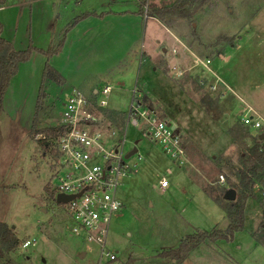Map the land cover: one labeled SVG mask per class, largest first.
I'll return each instance as SVG.
<instances>
[{
  "label": "rangeland",
  "instance_id": "obj_1",
  "mask_svg": "<svg viewBox=\"0 0 264 264\" xmlns=\"http://www.w3.org/2000/svg\"><path fill=\"white\" fill-rule=\"evenodd\" d=\"M175 1L118 0L119 4L111 8L138 10L141 5L145 15L151 7L170 6ZM73 3L6 0V8L0 13L2 37L11 41L15 50L26 49L28 40L44 50L51 42L57 45L65 29L81 16L78 13L73 16L74 11L82 10ZM90 3L100 10L99 5L105 0L80 1L81 6ZM68 21L70 24L65 27ZM91 25L94 32L99 30L97 37L91 34L83 39L71 35L66 51L57 59L54 58L58 54L53 56L49 64L55 68L62 63L68 68L79 65L85 77L100 89L106 81L100 80L99 74L112 70L108 63L105 67L101 63L117 61L116 53L120 49L119 67H128V47H124L122 33L121 36L104 33L106 29L113 33L112 27H101L96 21ZM149 27L150 21L146 26L144 19L143 36L139 35L138 44L134 45L136 61L125 75L113 82L115 86L112 85L106 98L104 111L120 116L116 117L114 126L122 130L126 126L123 115L129 110L134 89L148 92L159 102L151 105L157 115L163 118L165 111L166 121L183 135L188 162L179 167L147 139L144 129L127 126L125 150L136 148L144 163L136 173L120 179L116 191L122 207L113 215L106 239L107 251L116 256L114 264H174L159 254L175 249L183 237L196 230L225 229L228 225L225 213L203 190L208 186L219 190L226 187L228 180L233 181L228 168L237 166L242 143L250 145L248 139L232 140L227 132L230 127L238 126L243 104L264 118V0H218L214 9L196 14L193 23L178 21L172 33L185 48L159 25ZM219 38L222 41L213 47ZM229 43L231 46H227ZM72 44L77 52L70 50ZM191 52L201 60H211L208 67L213 73L207 72L203 81L217 83L218 91L223 92L228 102L226 106L222 102L201 101L204 95L201 93L198 99L189 97L195 93V84L182 81L186 72L181 68L195 62ZM142 54L164 58L168 66L178 63L177 68L167 73L164 64H139L138 57ZM224 54L230 59L226 66L218 58ZM44 63L45 58L38 55L32 62L19 66L0 111V223L10 227L19 240L16 251L0 259V264H98L99 248L72 237L71 222L63 205L55 199H46L44 189L53 195L50 184H56L51 168L54 153L38 142L39 135L53 125L61 112L64 95L71 91L50 81L41 85ZM203 70L199 65L195 71L200 76ZM176 79L181 83L177 85L182 94L174 84ZM184 84L185 91L188 90L185 93ZM216 92L212 95L216 96ZM135 159L132 157L129 163ZM219 176H223L224 184L218 183ZM162 178L169 184L164 191L159 190ZM260 225H264V203L257 196L247 202L244 230L236 233L231 242L200 245L182 264H264V245L251 237L253 232L258 234ZM25 240H35L36 244L23 249Z\"/></svg>",
  "mask_w": 264,
  "mask_h": 264
},
{
  "label": "built area",
  "instance_id": "obj_2",
  "mask_svg": "<svg viewBox=\"0 0 264 264\" xmlns=\"http://www.w3.org/2000/svg\"><path fill=\"white\" fill-rule=\"evenodd\" d=\"M198 63L210 72L209 60H198ZM109 92L108 87L100 89L94 101L77 90L64 95L58 118L47 128L54 134L39 135V140L46 143L45 148L50 147L54 153L51 168L56 184H50L54 199L69 197L60 204L71 222L70 234L99 248L98 264H114L116 260L115 254L106 249V239L111 219L121 208L116 199L120 179L136 173L144 163L137 150L126 158L131 151L125 150L127 126L144 129L147 139L179 167L188 162L185 139L179 129L162 120L135 90L125 115L126 126L118 130L109 124L101 112L107 106ZM243 105L237 123L254 137L264 134V118L250 106ZM132 157L136 159L129 163ZM218 183H224L223 176H219ZM168 186L167 180L162 178L159 190L164 191ZM261 198L264 199V192ZM35 244V240H25L22 248Z\"/></svg>",
  "mask_w": 264,
  "mask_h": 264
},
{
  "label": "trees",
  "instance_id": "obj_3",
  "mask_svg": "<svg viewBox=\"0 0 264 264\" xmlns=\"http://www.w3.org/2000/svg\"><path fill=\"white\" fill-rule=\"evenodd\" d=\"M6 0H0V9L5 5ZM218 4V0H176L170 6L151 7L146 10V16L156 19L165 28L173 32V26L178 21L193 23L196 14L201 10L210 11ZM79 19L69 25L62 33V37L57 45L52 43L46 50L33 47L31 43L24 50H15L14 46L2 37L3 27L0 22V111L4 95L9 88L11 80L18 73L19 66L33 60L34 57L41 55L46 58L41 76V85L50 81L62 85L63 78L48 63L49 59L59 54L63 48L65 35L74 26ZM222 39H217L213 47H216ZM227 46H231L229 43ZM221 54V53H219ZM219 57V56H218ZM38 100L41 97V86L39 89ZM145 98V97H144ZM105 119H110L116 123V117H120L115 112L101 111ZM238 126L230 127L227 132L232 140L244 141L248 139L250 145L243 142V149L238 155V164L233 168H228L233 181H227L226 187H220L215 190L210 186L203 190L204 194L217 206H219L228 220L225 229L213 228L211 231H195L194 233L183 237L175 249L162 251L159 256L169 259L174 264H182L191 253L200 245L205 243L215 244L218 241L231 242L234 235L244 230L245 226V208L249 200L259 197L261 203V193L264 192V139L261 136H252L251 133ZM45 134H54L51 129L46 128ZM39 143L45 148L46 143L39 140ZM224 184V183H223ZM228 190H233L236 194L235 201H227L225 195ZM46 199L52 201L53 195L48 189H44ZM258 234L252 233L251 237L264 245V225H260ZM19 246V240L13 230L5 223H0V259L13 253ZM7 259V258H6ZM128 264V263H127Z\"/></svg>",
  "mask_w": 264,
  "mask_h": 264
},
{
  "label": "crops",
  "instance_id": "obj_4",
  "mask_svg": "<svg viewBox=\"0 0 264 264\" xmlns=\"http://www.w3.org/2000/svg\"><path fill=\"white\" fill-rule=\"evenodd\" d=\"M61 1L65 2V0H61ZM67 1H74L75 4L74 3L73 4L75 6H78V7H80L82 9V10H77V11L73 10L74 11L73 16L76 13H78L81 16L79 18H77L79 20L68 31L67 37L65 39V42H64V45H63V48H62L61 52H60V54L55 56L54 59H57L58 57H60V55L62 53H64L66 51L67 45H68V42L70 40V36L71 35L76 34V35L80 36V38H83V39H86L91 34H92V37H94V36L97 37V35L99 34V30H95V32H94V27H93L94 24L91 25V23L94 22V21H96L98 24H100L101 27L105 26V28H107L108 26H110V28L112 27L114 29L113 33L112 32H108L109 29L108 30L106 29L104 31V33L106 35L110 33V34H114V35L119 34V36H121V33L123 34L122 40H124V43H125L124 47H128V48H126V49H128L126 56L129 58V62H128L129 66L128 67L125 66L124 68H120L119 67V65L121 63V60L119 61L120 54H121V50L120 49H118L117 53H116V60L117 61L105 60L103 63H101V66H104V67L108 63L107 64L108 67L111 66L110 69H112V70H110V72L109 71L106 72V74L105 73H100L99 74V79L102 80V81H104V80L106 81L105 82V86H103L102 88H105V87L110 88V93H111L112 85L115 86V84L113 82L116 80V78L120 77L123 74L125 75V73L128 70V68L133 67L134 61H136L137 52L135 50L136 47L134 45L138 44L139 35L143 36V32L142 31H143L144 19L146 21V26H147L148 21H150V27L149 28H151L152 24H157V25L160 26V28H162L165 31V33H167L174 40L179 42L177 40V38L173 35V33L170 30H168L167 28H165L162 24H160L156 19L145 16L146 14L144 15V12L140 9L141 5H139V9L138 10H136V9H131V10L119 9V10H115V9H112L111 6H113L114 4L118 5L119 4L118 0H111V2H109L108 0H105V3H101L99 5V7H100L99 9L100 10H97L96 9V5L93 4V3H90V4L86 5V6H81L80 5V1L81 0H67ZM5 8H6V4L3 6V8L0 9V13L2 11H4ZM53 9H54V6L52 7V11L51 12H53ZM98 11H100V12H98ZM93 14L94 15L99 14V16H90V15H93ZM56 15L59 18V12H57ZM90 21H91V23H89ZM141 22H143V23H141ZM54 23H56V19L54 20ZM69 24L70 23L68 21L66 23L65 27L67 25H69ZM65 27L62 28V29H65ZM148 33H149V31H148ZM128 41H130V42H128ZM9 42L13 45V43L11 41H9ZM28 43L29 44L31 43V45L33 46L32 42H30V40H28ZM52 43L53 42H51V44ZM51 44L49 43V45H51ZM181 45L184 46L183 44H181ZM33 47H35V46H33ZM35 48H37V47H35ZM71 48H73V52H75L77 50V47L75 46V44L70 45V50H71ZM184 48H185V46H184ZM37 49H41V48H37ZM41 50H44V49H41ZM191 54H192L191 56L195 58V62L190 64V65H187L188 67H184L183 66L184 68H181V69H183L186 72L185 73L186 75H185V77L183 78L182 81L186 82V83L189 82L190 84H191V82H193L195 84V88H196L195 93L193 92V93L189 94V97L194 98V99L195 98L198 99L200 97V93H201V95L204 94L202 97H200L201 101L202 100H206V103L210 102V101H212V102L215 101L217 104H219V102H222V105L224 104L226 106L228 104V102L225 101L223 92H219L218 91L217 83L214 81L213 83L209 84L208 82L203 81L204 80V75L208 71H206V69H204L203 70L204 72L203 71L200 72V76L198 75V72L195 71L196 68H198V66L200 65V64H197V62H198V60H201V59H199L194 53L191 52ZM126 56H124V57L126 58ZM34 58H33V60H34ZM218 58L220 60V64L223 65V66H226V64L230 62V59H228L227 56H225V54L223 56H219ZM51 59L52 58L49 59L48 63L50 62ZM33 60H31L29 62H32ZM67 60L69 61L70 58L67 59ZM131 60H132V62H131ZM138 60H139V64H142V63H145V62H153V63L157 62L156 63L157 66H159V64L160 65L164 64L165 65V72H167V73H169L170 69H172L173 67L177 68L176 64H178V63H176L174 65L168 66L166 59H164V58L155 59V58H151L150 55L146 56L144 54H142V56H139ZM170 60L172 61V58H170ZM205 60H208V59H205ZM205 60H202V61H205ZM45 62H46V58H45ZM179 62L181 64L180 59H179ZM209 62L211 63V60H209ZM44 65H45V63H44ZM69 67L70 68L64 66L63 63H62V65L60 67L56 66V68H55V65H54V67H52L56 72L59 73V75L64 80V83L62 85H59V84H56V85H58L59 87H62L65 91L68 90V92L69 91H73V90L80 91L88 100L94 101L96 99L95 95H96L97 91H99L102 88H100V89L96 88L95 85L93 84V82H91L89 79H87L85 77V72L83 71V68H78L79 65H76V67L73 66V65H69ZM161 67L162 66H160L159 68L162 69ZM113 69H115V70H113ZM42 71H43V69H42ZM82 71H83V73H82ZM114 72H115V74H113ZM209 73L212 74L213 72H211V70H210ZM104 74H105V76L103 77ZM176 80L177 81L174 84L177 87V90L179 91V94H182V92H180L181 90L178 89L179 88L178 85H181V83H179V81H178L179 79H176ZM172 86L174 88V85H172ZM183 86L185 88L183 93H185V92L188 91V90L185 91L187 86H186V84H184ZM214 86H215V88H214ZM134 90L136 91V89H134ZM214 92L217 93L216 96L212 95V93H214ZM136 93L138 95L142 96V100L145 103H147L148 105H150V106L152 105V103H159L157 101H154L152 96L146 91H142L140 93L136 92ZM206 96H208V97H206ZM146 98H148L149 101H147ZM240 100H242V99H240ZM209 110H211V109L209 108ZM223 110L225 111V109H223ZM154 111L156 112V110H154ZM111 112H113V111H111ZM163 114H164L163 118H161L159 115L158 116L162 120L166 121L167 113L165 111H163ZM102 115H103V113H102ZM123 117H125V116L123 115ZM106 120L111 125L115 124L112 121H110V119H106ZM124 120H125V118H124ZM166 122H168V121H166ZM168 123H170V122H168ZM170 124H172V123H170Z\"/></svg>",
  "mask_w": 264,
  "mask_h": 264
},
{
  "label": "water",
  "instance_id": "obj_5",
  "mask_svg": "<svg viewBox=\"0 0 264 264\" xmlns=\"http://www.w3.org/2000/svg\"><path fill=\"white\" fill-rule=\"evenodd\" d=\"M261 139H264V136H261ZM136 153V148H133L127 155L126 158H129L130 156H132L133 154ZM225 199L227 201H235L236 199V194L233 190H228L226 195H225ZM69 200V197H64V196H57L55 201L56 203L60 204V203H65Z\"/></svg>",
  "mask_w": 264,
  "mask_h": 264
}]
</instances>
